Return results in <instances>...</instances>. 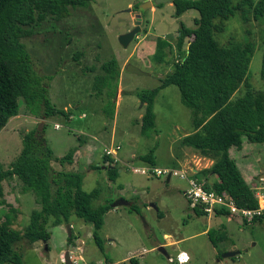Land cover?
Masks as SVG:
<instances>
[{
    "label": "rangeland",
    "instance_id": "1",
    "mask_svg": "<svg viewBox=\"0 0 264 264\" xmlns=\"http://www.w3.org/2000/svg\"><path fill=\"white\" fill-rule=\"evenodd\" d=\"M174 12L171 2L155 5L154 0H91L86 7L71 8L64 18L48 17L33 25V34L21 40L30 56L32 70L43 79L47 98L57 112L43 118V112L20 98L18 114L0 130V166L10 167L22 151L24 135L33 129L41 131L44 125L43 137L55 157L73 150L72 164L61 165L52 160V168L81 172L82 189L86 192L96 187L101 189L92 206L111 204L122 197L138 208L136 212L119 205L104 213L99 230L102 249L93 241L91 223L72 216L68 223L71 240L67 223L49 224L47 240L32 244L21 241L15 245L22 264H64L67 251L74 264L84 261L107 264L105 260L122 264L121 260L127 257L135 258L138 264H178L176 255L181 250L195 253L189 264H222L217 259L232 246H236L239 255L224 262H264V218L240 224L224 214L198 215L182 190L188 187L187 181L178 176H172L170 182H166V176L147 178L132 169L147 167L148 163L140 156L152 148L154 166L183 168V162L175 155L187 149L181 145V139L183 133L192 131L193 125L192 112L183 104L178 87L169 84L157 93L153 103L155 128L147 134L141 132L142 121L138 116L141 111L144 113V104L135 95L138 90L158 87L161 78L172 71V62L177 60L170 51L166 62L154 59L157 38H166L174 44L181 24L195 26L197 10L188 9L180 16ZM135 14L141 17V30L123 47L118 38L133 28ZM239 16L236 13L226 19L224 30L214 37L221 45H227L230 39L243 40L251 30L255 50L245 79L252 88L264 89L260 77L264 55L261 24L251 21L250 29L246 28ZM109 61H114L117 75L103 70L102 65ZM127 65L137 67L143 74L127 70ZM102 76H108L104 85L97 83V78ZM243 85L232 99L243 94ZM242 141L241 146L231 147L230 156L246 179L256 168L264 171V142H250L246 137ZM116 145H119L114 157L118 161V176L111 181L101 165L105 162L104 148ZM39 208L34 193L24 192L18 177L2 181L0 224L7 221L13 230H23L31 211ZM206 228L216 240V250L212 248L211 236L204 232ZM169 241L175 244L159 245ZM75 245L80 247L78 251ZM157 245L164 248L173 262L157 250Z\"/></svg>",
    "mask_w": 264,
    "mask_h": 264
},
{
    "label": "trees",
    "instance_id": "2",
    "mask_svg": "<svg viewBox=\"0 0 264 264\" xmlns=\"http://www.w3.org/2000/svg\"><path fill=\"white\" fill-rule=\"evenodd\" d=\"M90 1L0 0V130L18 114L20 98L43 112V118L57 112L47 98L43 79L33 72L30 56L21 40L33 34V25L48 17L64 18L71 8L86 7ZM172 4L175 16L195 9L198 17L194 19V27L180 25L174 44L160 37L155 42L154 59L166 62L167 51H170L177 60L172 62V71L161 78L158 87L135 92L144 104L141 132L147 134L155 128L153 103L159 90L169 84L176 85L183 104L192 112L193 128L183 135L181 145L213 159L212 166L203 173L214 174L217 179L211 185L201 184L218 193L227 192L238 207L256 208L258 204L253 189L228 153L231 147L241 146L242 137L250 142H264V89L252 88L245 79L255 41L251 40V30L243 40L230 39L227 45H221L214 34L224 30L226 19L239 13L244 27L250 29L251 21L261 24L260 40L264 47V0H239L236 3L233 0H173ZM102 66L106 74H118L114 61ZM260 77L264 80V55ZM107 78L99 77L97 83L104 85ZM242 83L243 94L232 99ZM43 131L44 125L41 131L33 129L26 133L17 159L7 169L0 166V194L2 181L16 176L22 182L24 192L32 191L40 206L31 211L29 223L23 230H13L7 221L0 224V264H22L21 254L15 248L17 243L47 240L50 237L49 224H68L72 216L91 223L93 241L99 249L103 247L99 230L110 204L92 206L101 189L96 187L90 192L84 191L81 172L55 171L52 168V160L61 165L72 164L73 150L63 157H55L46 144ZM103 157L105 162L101 166L107 171V178L114 181L118 176L116 161L106 155ZM140 159L155 165L154 148ZM101 166L97 168L101 169ZM129 207L131 211L138 212L135 204L131 203ZM191 208L198 215L206 213L199 207ZM215 212L229 214L223 210ZM262 218L264 216H258L250 222L261 221ZM243 223L247 221L243 220ZM207 234L211 236V230ZM68 238L71 240V236ZM210 239L216 247V240L212 236ZM127 262L122 264H138L135 258Z\"/></svg>",
    "mask_w": 264,
    "mask_h": 264
},
{
    "label": "built area",
    "instance_id": "3",
    "mask_svg": "<svg viewBox=\"0 0 264 264\" xmlns=\"http://www.w3.org/2000/svg\"><path fill=\"white\" fill-rule=\"evenodd\" d=\"M58 127L59 125L55 124V128ZM118 149L119 145L116 147H105L104 154L114 159V157H117L116 153ZM132 169L135 173H141L149 177L178 176L186 180L188 187L184 195L190 207H199L207 213H213L215 210L227 211L229 214L239 216L241 220L247 222L252 221L255 217L264 216V177L253 187L258 206L248 209L238 207L234 199L227 192L218 193L212 189L205 188L201 182L189 177V173L185 169L159 167H132ZM188 260L189 256L184 251L176 255V261L179 264H183Z\"/></svg>",
    "mask_w": 264,
    "mask_h": 264
},
{
    "label": "crops",
    "instance_id": "4",
    "mask_svg": "<svg viewBox=\"0 0 264 264\" xmlns=\"http://www.w3.org/2000/svg\"><path fill=\"white\" fill-rule=\"evenodd\" d=\"M138 116H140L141 118H142V111L139 113V115ZM5 127V126H4ZM3 127V128H4ZM54 127H55V125H54ZM59 128V127H58ZM186 133H184V135H185ZM117 146V145H116ZM192 148H190V147H187V149H181V151H179L178 153H177V156L175 155V158H178V159H180V161H182L183 163H181V167H183V168H180V169H185V170H187L188 171V173H189V177H191V178H194V179H196V180H198L199 182H206L207 184H212L217 178H216V176L214 175V174H211V173H208V174H206V173H203V171L204 170H208L211 166H212V164H213V159H211V158H208V157H204V156H201L197 151H195V150H193ZM230 150H231V148L229 149V151H228V153H229V156H230ZM110 157V156H109ZM231 157V156H230ZM112 158V157H111ZM232 158V157H231ZM113 159V158H112ZM233 159V158H232ZM114 160V159H113ZM234 160V159H233ZM115 161V160H114ZM116 162H118V161H116ZM128 166V165H127ZM134 167H145V166H134ZM147 167H156V166H154V165H151V164H147ZM180 167V166H179ZM177 169V168H176ZM241 172V171H240ZM256 173H257V175L258 176H256ZM141 174V173H140ZM201 175L202 176V179H198V178H196V176L197 175ZM242 174V173H241ZM144 175V174H143ZM146 176V175H145ZM243 176V175H242ZM147 178H151V177H149V176H146ZM214 177H215V179H214ZM244 177V176H243ZM264 177V171L263 170H261V169H258V168H256L254 171H252V172H250L249 173V176L245 179L247 182H248V184H249V186L253 189V187H254V185L256 186L258 183H259V181H260V179L261 178H263ZM158 178V177H157ZM170 179H171V177L169 176H166V178H165V180H166V182H170ZM186 181V180H185ZM187 183V182H186ZM187 188H186V186L182 189L183 190V192H185V190H186ZM122 198V197H121ZM119 199V198H118ZM124 199V198H123ZM126 200V199H125ZM128 201V200H127ZM131 203V202H130ZM190 206V205H189ZM207 213V212H206ZM213 214H217L216 212H213ZM209 215V214H208ZM229 218H233L236 222H238V223H240V224H243V220H241L240 219V217L239 216H234V215H227ZM208 228H206L205 230H204V232H208V230H207ZM70 236H71V234H70ZM175 244V242L174 241H169L168 243H165V244H159V245H162V246H165V245H174ZM159 245H157V250H158V246ZM213 246V245H212ZM160 247V246H159ZM79 246H76L75 245V250L76 251H78L79 250ZM214 250H216L215 249V247L213 246L212 247ZM237 248H236V246H232L231 248H229L228 250H226V251H232V250H234V251H237L236 250ZM181 251H184V250H181ZM181 251H179V252H181ZM178 252V253H179ZM188 256H189V260L187 261V262H185V263H183V264H189L190 262H191V260H192V257H194L195 258V253H193V251L191 250L190 251V253L191 254H188L186 251H184ZM215 252V254L216 255H218V253L216 252V251H214ZM66 253V252H65ZM69 253V252H68ZM78 253V252H77ZM177 253V254H178ZM70 255V254H69ZM237 255H239V253L238 254H236L235 256H237ZM63 257V256H62ZM71 257V256H70ZM232 257H234V256H232ZM232 257H221V258H218L217 259V262L218 263H222V264H238L235 260H233V262L232 263H229V262H224L223 260H230V259H227V258H232ZM131 257H127V258H125V259H123V260H121L122 262H124V263H126L127 262V260H129ZM167 258H168V255H167ZM64 259V258H63ZM168 260H171V262H173V259L172 258H168ZM93 264V262H85L84 261V264ZM105 263H107V264H118L119 262L118 261H115V262H113V261H109V260H105ZM179 264V263H178ZM258 264H264V262H261V263H258Z\"/></svg>",
    "mask_w": 264,
    "mask_h": 264
},
{
    "label": "water",
    "instance_id": "5",
    "mask_svg": "<svg viewBox=\"0 0 264 264\" xmlns=\"http://www.w3.org/2000/svg\"><path fill=\"white\" fill-rule=\"evenodd\" d=\"M173 0H154V4L155 5H158L160 3H163V2H171L172 3ZM151 4V3H150ZM135 19H134V22H133V28L130 29L128 32L124 33V34H121L119 36V42L120 44L123 46V47H127L129 45V43L133 40V38H135V36L140 32L141 30V27H140V22H141V17L139 14H135L134 15ZM188 49V48H187ZM127 70L131 71V72H135L137 74H143L142 71H140L137 67L135 66H132V65H127L126 67ZM139 121H142V118L139 119ZM184 135V133H183ZM169 177V176H168ZM119 205H125V206H130L131 203L123 198H119L117 200H115L114 202H112L109 206V208H113V207H117ZM67 228H68V233H69V236H70V225L67 224ZM158 250L162 253H164L166 256H167V253L166 251L164 250V248L162 246L158 247ZM239 251H227L225 252L222 257H232V256H235L236 254H238ZM63 262L64 264H74L68 251L64 254V259H63Z\"/></svg>",
    "mask_w": 264,
    "mask_h": 264
}]
</instances>
